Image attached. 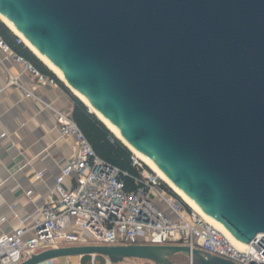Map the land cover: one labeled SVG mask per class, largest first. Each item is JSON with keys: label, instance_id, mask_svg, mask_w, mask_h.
<instances>
[{"label": "water", "instance_id": "water-1", "mask_svg": "<svg viewBox=\"0 0 264 264\" xmlns=\"http://www.w3.org/2000/svg\"><path fill=\"white\" fill-rule=\"evenodd\" d=\"M0 11L234 239L264 233V0H0ZM177 253L239 264L150 243L64 246L19 264H179Z\"/></svg>", "mask_w": 264, "mask_h": 264}, {"label": "built area", "instance_id": "built-area-1", "mask_svg": "<svg viewBox=\"0 0 264 264\" xmlns=\"http://www.w3.org/2000/svg\"><path fill=\"white\" fill-rule=\"evenodd\" d=\"M9 59L20 63L22 70L18 75L10 74L7 85H17L26 96L41 99L20 81L23 73L41 84L57 83L17 54L0 34V63L5 65ZM45 105L56 114L59 137L72 139L71 154L54 178L50 199L36 206L34 214L22 217L12 230L0 234V264H19L36 253L64 246L130 243L180 244L239 264H264V246L259 243L264 233L243 248L236 246L135 156L133 164L139 171L133 176L136 187L126 189L120 178L122 171L96 153L71 111L48 102ZM122 173L128 175L127 171ZM68 179L72 182L67 186ZM31 193V189L26 192ZM56 259L43 264H59ZM86 264L98 263L92 260Z\"/></svg>", "mask_w": 264, "mask_h": 264}, {"label": "crops", "instance_id": "crops-1", "mask_svg": "<svg viewBox=\"0 0 264 264\" xmlns=\"http://www.w3.org/2000/svg\"><path fill=\"white\" fill-rule=\"evenodd\" d=\"M21 70L14 59L0 63V218L5 217L0 221V234L12 230L22 217L34 214L36 206L50 199L54 178L68 161L72 147V139L59 137L56 114L45 105L70 110V94L59 83L41 84L23 73L20 81L41 99L28 97L17 85H7L10 74L18 75ZM71 182L68 179L67 186ZM30 189L32 193L27 195ZM75 258L69 256V264H76Z\"/></svg>", "mask_w": 264, "mask_h": 264}, {"label": "trees", "instance_id": "trees-1", "mask_svg": "<svg viewBox=\"0 0 264 264\" xmlns=\"http://www.w3.org/2000/svg\"><path fill=\"white\" fill-rule=\"evenodd\" d=\"M0 34L17 54L30 61L43 74L53 77L57 83L61 84L68 91L72 99V107L70 109L72 116L92 144L96 153L110 164L119 167L122 172L127 171L128 175L121 172L120 178L125 182L126 189H134L136 183L133 176L139 174L137 167L133 164L134 152L113 133L96 113L90 111L88 105L72 93L52 69L3 21H0ZM147 168L149 167L147 166ZM167 188L174 192L170 187Z\"/></svg>", "mask_w": 264, "mask_h": 264}, {"label": "bare ground", "instance_id": "bare-ground-1", "mask_svg": "<svg viewBox=\"0 0 264 264\" xmlns=\"http://www.w3.org/2000/svg\"><path fill=\"white\" fill-rule=\"evenodd\" d=\"M0 18L2 21L8 25L20 38L21 40L50 68L52 69L57 76L62 79L82 101L89 105L91 111L96 113V115L113 131V133L121 139L133 152L135 157L144 161L148 166L166 183H168L172 189L193 209H195L198 213L202 214L206 219L216 227L220 232L226 235L232 243H234L238 247H245L247 244L241 243L234 239L225 229V227L216 220H213L209 217L182 189H180L149 157H147L142 152L138 151L137 149L133 148L121 135L119 129L106 117H104L100 112L96 110V108L89 103V101L77 90L75 89L64 77L63 73L43 54L41 53L16 27V25L10 21L1 11H0ZM88 260V259H87Z\"/></svg>", "mask_w": 264, "mask_h": 264}, {"label": "rangeland", "instance_id": "rangeland-1", "mask_svg": "<svg viewBox=\"0 0 264 264\" xmlns=\"http://www.w3.org/2000/svg\"><path fill=\"white\" fill-rule=\"evenodd\" d=\"M0 21H2V19L0 18ZM53 71V70H52ZM54 72V71H53ZM55 73V72H54ZM56 74V73H55ZM56 76H57V74H56ZM63 81V80H62ZM63 83L65 84V82L63 81ZM66 85V84H65ZM68 87V86H67ZM68 89L72 92V90L68 87ZM73 93V92H72ZM144 165H146V166H148V164H146L144 161H142V160H140ZM149 167V166H148ZM150 168V167H149ZM151 169V168H150ZM152 170V169H151ZM164 181V180H163ZM165 183H166V181H165ZM171 189H172V187L168 184V183H166ZM173 190V189H172ZM174 191V190H173ZM175 192V191H174ZM58 259V261H59V264H69L70 262V260H69V256H61V257H59V258H57ZM88 259V260H87ZM87 259H85V261L84 262H82L81 261V257L80 256H77V258H75V263L76 264H86V263H89V262H91L92 260H94L96 263H98V264H107V263H109L110 261L109 260H106L105 262H104V260L100 257V256H98V255H95V256H93V257H90V258H87ZM141 259H135V258H130V259H125V260H123V261H125V262H127V263H130V262H138V261H140ZM172 260L174 261V262H176V263H179V264H187V261H188V257H187V255L186 254H184V253H177V254H175L174 256H172Z\"/></svg>", "mask_w": 264, "mask_h": 264}]
</instances>
